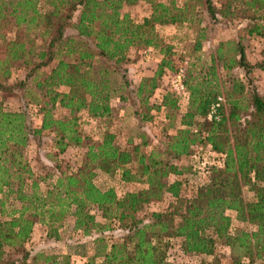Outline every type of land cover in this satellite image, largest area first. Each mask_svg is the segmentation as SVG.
I'll list each match as a JSON object with an SVG mask.
<instances>
[{
  "label": "trees",
  "instance_id": "1",
  "mask_svg": "<svg viewBox=\"0 0 264 264\" xmlns=\"http://www.w3.org/2000/svg\"><path fill=\"white\" fill-rule=\"evenodd\" d=\"M217 1L215 7L210 0H182L180 6L176 0H0V94L14 97L19 92L27 100L32 94L29 101L40 113L36 127L25 111L0 105V264H24L28 254L23 244L33 225H44L56 238L67 218L72 230L84 236L92 231L120 232L118 241L108 245L96 239L101 246L94 257L101 260L96 263L90 257L83 264H167L170 240H178L182 254L196 258L211 256L220 240L238 250L246 264L264 253V95L252 86L251 67L239 41L217 42L204 66L187 63L182 80L187 107L163 153L141 152L144 143L121 149L108 131L97 141L78 131L77 113L107 122L113 112L110 101L126 100L121 95L128 87L122 64L129 49H159L162 56L154 74L135 87L134 95L144 107L163 70L175 71L170 47L160 46L156 26L190 23L201 12L215 25L238 11L248 36H264V0ZM137 2L150 8L140 22L120 13L123 6ZM193 48L199 49L198 40ZM19 67L24 70L22 81L3 82L12 68ZM236 69L243 72L245 82L228 75ZM174 97L166 94L159 105L145 107L142 118L150 119L151 109H176ZM217 98L221 100L207 120ZM57 108L65 114L56 117ZM45 131L53 134L58 153L68 147H82L84 153L79 169L40 190L38 182L44 179L33 178L23 151ZM199 143L221 155V166L210 168L208 183L193 197L182 199L180 183L163 179L180 175L171 160L188 155ZM94 171H118L120 182L141 183L144 188L116 198L95 187ZM243 189L251 193L250 201L243 199ZM163 195L176 201L170 213L152 212L146 221L134 217ZM227 211L237 221L253 225L254 231L232 234ZM6 249L20 253V259L5 260ZM36 258L43 264H68L67 258L58 261L42 254Z\"/></svg>",
  "mask_w": 264,
  "mask_h": 264
},
{
  "label": "rangeland",
  "instance_id": "2",
  "mask_svg": "<svg viewBox=\"0 0 264 264\" xmlns=\"http://www.w3.org/2000/svg\"><path fill=\"white\" fill-rule=\"evenodd\" d=\"M157 1L167 2V0ZM210 1L217 7V0ZM176 4L180 6L182 0H176ZM120 13L128 15L134 22H140L149 15L150 8L144 2H137L131 6H123ZM233 15L230 19L225 18L220 23L210 25L205 14L201 12L196 18L193 16V21L190 23L156 26L154 30L160 41V46L170 47L169 59L175 71L163 70L162 75L156 80V87L148 97L145 107H155L161 103L164 95L172 94L173 97L175 96L172 99L175 101L176 109L163 107L158 110L151 109L148 111L150 119L145 120V118H142L145 114V107L135 97V87L142 78L151 77L154 74L162 56L159 49L148 48L150 50L149 57L144 58L142 54L144 49L131 48L127 51L125 61L122 64L126 71L128 87L121 92V95L126 100L120 101L115 97L110 101L113 112L109 119L105 120H108L107 122L92 119L85 112L77 113L76 118L80 135L83 138L97 141L104 131H108L114 135V142L121 149H129L133 145L144 143V146L140 148L141 152L153 150L163 153L168 138L174 134L180 117L187 107L185 95L182 94V91H176L173 88L174 75L179 68H185L189 62H197V68L206 65L209 56L219 41L240 42L247 63L251 67L249 76L252 86L259 95H264V36H248L245 33L247 24L240 18L239 12H234ZM198 18L200 21L196 24ZM196 40L199 41V49L194 51L193 46ZM228 75L245 82L243 72L240 69L233 70ZM23 77L24 70L22 68H12L10 75L3 82L10 84L22 81ZM223 79L225 80V77ZM27 87L31 89L30 92L32 93L31 84L30 87L29 84ZM58 90L63 92L66 89L59 88ZM31 96L32 94H29L27 100L19 92H16L14 97H5L0 94V105L8 111H25L31 125L38 127L40 113L37 105L31 104L32 102L29 101ZM53 113L56 117L65 114L59 108L55 109ZM54 142L53 134L45 131L41 133L36 142L30 140L23 151V158L33 178L44 179L43 182H38L40 190H43L47 184L54 183L60 175L72 173L83 164L84 148L68 147L64 152L58 153L54 147ZM160 156L163 157L164 154ZM221 161V155L211 152L207 145L199 143L190 149L188 155L171 160L181 174L178 176L168 175L163 181L167 184L178 181L180 183L181 198H191L199 187L208 183L209 169L220 167ZM94 173L93 184L95 187L101 192L111 191L116 198H120L124 193L136 192L144 188L141 183L120 182L118 171L110 174L98 171H94ZM242 197L245 201H250L251 193L247 189H243ZM0 199L2 198L0 197ZM174 200L163 195L158 202L142 207L135 213L134 217L146 221L152 212L170 213L172 211L171 205L176 204ZM8 204H10L9 200L2 207L4 212ZM94 214L96 215V221L102 222L98 214ZM226 215L230 218L232 234L254 231L253 225L237 221L233 212L227 211ZM119 237L120 232L116 229L102 234L92 231L89 235L84 236L80 232L72 230V220L69 218L65 219L63 224L57 228L56 238L48 235V229L44 225L35 224L29 238L23 244V251L28 254L24 264H43L41 258H36V255L39 254L53 257L58 261L67 258L68 264H83L86 258L94 257L97 249L100 248L101 243L96 242V239L101 238L102 242L108 245L117 242ZM167 246L165 251L167 264H236L237 261H239L238 264L247 263V259L238 250L225 245L223 240L216 244L215 251L211 256L202 258L182 254L178 246V240H170ZM20 256V253L12 249H6L4 259L19 260ZM94 258L96 263L101 260L98 257ZM251 264H264V253L253 259Z\"/></svg>",
  "mask_w": 264,
  "mask_h": 264
},
{
  "label": "built area",
  "instance_id": "3",
  "mask_svg": "<svg viewBox=\"0 0 264 264\" xmlns=\"http://www.w3.org/2000/svg\"><path fill=\"white\" fill-rule=\"evenodd\" d=\"M142 54L144 55V58H148L150 54V50L146 48L142 51ZM263 68H264V57H263ZM183 74H184V68H179L177 73L173 77L174 80L172 82V85L176 91H183V85H182ZM220 100L221 99L217 98L216 103L210 106L209 113L206 116L207 120H210L211 117L213 116L214 110L218 106V102H220Z\"/></svg>",
  "mask_w": 264,
  "mask_h": 264
}]
</instances>
